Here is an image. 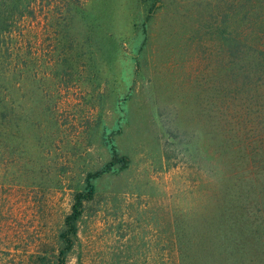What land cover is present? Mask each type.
<instances>
[{
  "label": "rangeland",
  "instance_id": "obj_1",
  "mask_svg": "<svg viewBox=\"0 0 264 264\" xmlns=\"http://www.w3.org/2000/svg\"><path fill=\"white\" fill-rule=\"evenodd\" d=\"M38 1L16 34L8 100L24 116L8 121L0 262L57 263L75 196L115 146L131 164L94 182L67 264H264V211L238 205L264 171V1Z\"/></svg>",
  "mask_w": 264,
  "mask_h": 264
},
{
  "label": "trees",
  "instance_id": "obj_2",
  "mask_svg": "<svg viewBox=\"0 0 264 264\" xmlns=\"http://www.w3.org/2000/svg\"><path fill=\"white\" fill-rule=\"evenodd\" d=\"M38 2V0H0V187L7 189V191L8 121L13 117L18 118L17 129H20V124L24 116L22 108L10 103L8 100L11 92L21 91V83L24 77L26 56L25 44L16 34L19 32L23 19L27 16L33 17L35 6ZM145 41L146 39L144 40V44ZM246 45L247 44L242 41L236 43L237 53L242 51V55L244 56L245 50L247 49ZM261 47L262 43L254 50V53L257 54L259 59V68L262 67V63L264 64V53H262ZM137 68H139V62L137 63ZM245 159L246 156L244 155L240 157L243 163ZM114 164L120 165L122 170L128 169L131 164V160L127 156L121 155L115 146L112 148V161L98 171L89 173L86 178L85 190L76 194L71 213L65 218L64 227L59 233L61 249L59 250L56 264H67L68 257L73 251L78 239L79 222L83 217L85 204L93 201L95 198L94 182L105 174H108L112 170L111 167ZM253 175L250 177L253 187V193L252 196H250L251 200L247 199L245 197L247 194L244 193L239 200L241 203H238V205H241L243 216L244 211L245 214H248L250 210L256 206H261L260 212L264 211V209H262V205H264V171L259 170L257 174L254 173ZM236 189L237 191L239 190V188ZM255 198L259 200L253 202ZM7 202L8 193L4 198V206L7 204L8 207ZM2 211L0 215L5 213L4 209ZM5 214L8 215V212ZM4 222V224L0 225V230L2 231L0 233V247L8 251V222H6V220H4ZM207 251L205 250L204 254ZM6 253L8 254V252L2 251L0 255ZM179 255L181 257L180 251ZM3 259L4 258L0 256V260ZM6 261L7 262L4 263L0 262V264H8V258Z\"/></svg>",
  "mask_w": 264,
  "mask_h": 264
}]
</instances>
